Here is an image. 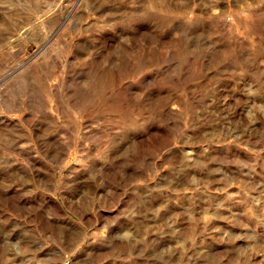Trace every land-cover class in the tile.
<instances>
[{"label":"rangeland","instance_id":"1","mask_svg":"<svg viewBox=\"0 0 264 264\" xmlns=\"http://www.w3.org/2000/svg\"><path fill=\"white\" fill-rule=\"evenodd\" d=\"M0 264H264V0H0Z\"/></svg>","mask_w":264,"mask_h":264}]
</instances>
